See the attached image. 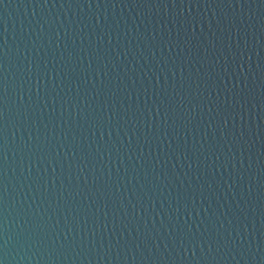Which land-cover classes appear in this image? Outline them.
Instances as JSON below:
<instances>
[{
	"label": "water",
	"instance_id": "water-1",
	"mask_svg": "<svg viewBox=\"0 0 264 264\" xmlns=\"http://www.w3.org/2000/svg\"><path fill=\"white\" fill-rule=\"evenodd\" d=\"M0 264H264V0H0Z\"/></svg>",
	"mask_w": 264,
	"mask_h": 264
}]
</instances>
